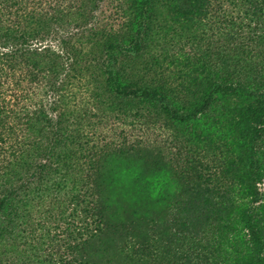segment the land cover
<instances>
[{"label": "trees", "instance_id": "16d2710c", "mask_svg": "<svg viewBox=\"0 0 264 264\" xmlns=\"http://www.w3.org/2000/svg\"><path fill=\"white\" fill-rule=\"evenodd\" d=\"M263 183L264 0H0V264H264Z\"/></svg>", "mask_w": 264, "mask_h": 264}, {"label": "rangeland", "instance_id": "374dc122", "mask_svg": "<svg viewBox=\"0 0 264 264\" xmlns=\"http://www.w3.org/2000/svg\"><path fill=\"white\" fill-rule=\"evenodd\" d=\"M236 5L233 3L230 5L229 3H225L223 5V9H225V14L231 13L233 15V19L237 16L242 15L243 8H239L240 1H237ZM239 19H236L235 23L231 30L233 32L236 30L239 24ZM118 23V22H117ZM249 28H245V31ZM185 42L182 40V43ZM185 50L189 49V45L183 44ZM225 55H234L233 52H224ZM143 131L141 129V139L144 138ZM181 139V138H180ZM193 144V143H190ZM183 146V145H182ZM194 146V145H193ZM192 146V147H193ZM197 147V146H196ZM167 149H170V143L166 145ZM172 150H174L171 145ZM183 150V149H181ZM201 151V150H199ZM185 151L182 152V155ZM208 158L212 159V153L209 152ZM118 170L117 174L119 175L117 179V195L114 197V206L116 208H120V211L123 212L124 215L129 216L133 219L140 227H143L147 221L157 216L159 213L163 212L165 209L170 210L171 213L174 211L171 208V204L166 207L164 205V194L163 191L166 187V183L168 178L166 179V175L163 173H147L145 174L143 166H131L128 165H119L116 167ZM229 184L237 186V181L232 180V178H228ZM260 192H264V183L259 187ZM232 196L240 197L236 195L233 191H231ZM261 200H259V204H261ZM258 205V203H257ZM122 209V210H121ZM217 225L214 227H207L208 229H204L206 233V237L211 240L219 238V233L217 231ZM231 236V233H228Z\"/></svg>", "mask_w": 264, "mask_h": 264}]
</instances>
